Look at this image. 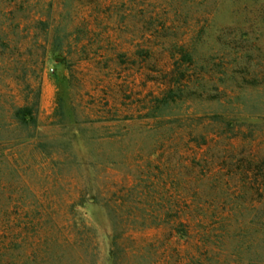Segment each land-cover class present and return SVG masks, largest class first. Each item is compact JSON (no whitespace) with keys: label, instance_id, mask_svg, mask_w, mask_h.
<instances>
[{"label":"rangeland","instance_id":"374dc122","mask_svg":"<svg viewBox=\"0 0 264 264\" xmlns=\"http://www.w3.org/2000/svg\"><path fill=\"white\" fill-rule=\"evenodd\" d=\"M37 91L51 154L1 143L0 264L77 201L95 264H264V0H0V124Z\"/></svg>","mask_w":264,"mask_h":264},{"label":"trees","instance_id":"16d2710c","mask_svg":"<svg viewBox=\"0 0 264 264\" xmlns=\"http://www.w3.org/2000/svg\"><path fill=\"white\" fill-rule=\"evenodd\" d=\"M39 98L37 91L32 99L26 98L22 105L11 107L8 123L0 124V147L3 142H16L30 145L41 154H51L49 147L37 141L35 135ZM81 204L77 201L64 208L65 215L76 217L65 223L56 219H16L11 229L12 237L5 244L15 254V264H95L94 236L78 217L77 208ZM104 208L108 209L107 205ZM24 210L23 206L19 209L20 212ZM52 210L47 209V212L51 214ZM43 211L34 207L31 212Z\"/></svg>","mask_w":264,"mask_h":264}]
</instances>
